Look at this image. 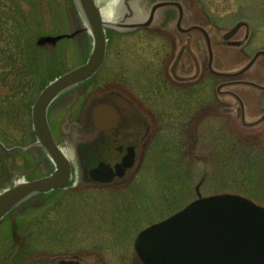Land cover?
<instances>
[{"label":"rangeland","instance_id":"1","mask_svg":"<svg viewBox=\"0 0 264 264\" xmlns=\"http://www.w3.org/2000/svg\"><path fill=\"white\" fill-rule=\"evenodd\" d=\"M190 1L205 12L204 21L211 16L219 25L217 70L237 71L256 50L264 49V0ZM240 19L249 21L235 36L242 43L224 44L223 33ZM85 26L76 0H0V141L7 146L37 138L32 120L37 96L58 76L88 60L93 36ZM78 29L81 32L56 44L39 43L43 36ZM108 36L107 59L80 98L107 95V87L124 88V112H139L138 120L146 122L141 124L156 119L155 135L149 141L147 134L141 138L145 155H138L115 185H79L74 180L68 188L36 194L11 210L0 220V264H57L76 254L83 264H131L138 232L195 198L231 192L264 205L263 120L245 123L263 114V90L246 83L222 87L241 101L217 93L220 83L232 80L263 85V55L234 77L213 75L204 66L205 74L199 76V70L198 83L184 88L185 95L173 90L169 97L163 91L166 76L160 75L167 63L165 49L156 52L166 44L131 31L111 30ZM186 63L188 72L192 65L188 59ZM68 100L66 94L50 107L58 134ZM38 156L9 154L0 147V192Z\"/></svg>","mask_w":264,"mask_h":264},{"label":"water","instance_id":"2","mask_svg":"<svg viewBox=\"0 0 264 264\" xmlns=\"http://www.w3.org/2000/svg\"><path fill=\"white\" fill-rule=\"evenodd\" d=\"M88 27L94 36V46L88 60L51 81L39 94L33 104L32 119L37 142L42 144L57 163V168L50 175L30 181L18 179L13 185L0 192V220L13 208L19 206L30 196L64 186L63 181L67 159L54 141L47 111L50 102L63 90L89 78L101 66L105 54L106 23L100 7L95 0H76ZM139 0H124L127 11L117 27L121 30L150 25L155 10L166 6L170 1L153 3L149 16L135 12ZM241 26L239 23L226 37L233 35ZM194 25L189 30H199ZM80 30V29H79ZM43 36L40 44L53 43L65 37H72L79 32ZM264 54L259 50L237 71L222 72L223 75L236 76L247 71ZM232 83H246L263 90V85L251 80H236ZM237 98L239 96L236 94ZM116 111L110 105L95 108L96 123L110 124L115 119ZM111 116V118H110ZM244 109L242 117L244 118ZM262 114L257 120L245 122L255 125L263 120ZM99 125V126H100ZM110 126V125H108ZM107 126V127H108ZM0 147L6 152L27 150L28 147H8L0 141ZM135 156L127 155L115 169L100 164L91 170V176L98 182H110L116 175L122 176L125 170L134 164ZM27 171L18 173L23 177ZM135 247L140 258L147 264H264V206L237 193H216L200 196L183 209L142 230L136 238Z\"/></svg>","mask_w":264,"mask_h":264},{"label":"flooded vegetation","instance_id":"3","mask_svg":"<svg viewBox=\"0 0 264 264\" xmlns=\"http://www.w3.org/2000/svg\"><path fill=\"white\" fill-rule=\"evenodd\" d=\"M140 3L134 9L135 12H140L144 16H149L152 10L153 3L156 1H170V3L163 7H158L155 10L153 22L150 25L139 26L131 30L120 31L112 26L106 27V48L101 66L105 63L109 54L110 44L108 40V31H114L118 34H125L132 32L137 34L138 37L157 38L166 46H159L156 52H162L164 50L163 63H166L165 72L160 75H165L166 88L163 89L164 93L171 95V92L179 91L180 94L185 95L184 88L192 87L198 83L197 74L193 73L196 70V65L199 64V76L204 75V66L213 75L223 77L221 74L223 71L217 70L214 67L215 60V44L218 42V36L215 32H218V24L214 17H208L207 21H204L203 15L205 12L200 10L198 3L193 5L190 0H139ZM198 1V0H197ZM123 12V9H119L117 14ZM121 16V15H120ZM243 19L238 20L237 22ZM236 22V23H237ZM236 23L232 24L233 27ZM194 24H198L201 29L189 30ZM247 25L246 22L243 26ZM240 27V28H241ZM239 28V29H240ZM228 29V30H229ZM239 29L230 37H226V32L223 33V42L227 45L241 44L242 41L235 38ZM81 32V31H79ZM78 32V33H79ZM205 44V49H204ZM93 47V43H92ZM168 48V49H167ZM92 50V49H91ZM257 51V50H256ZM166 53V54H165ZM206 54V56H205ZM190 61L192 65L190 71H186V60ZM101 68V67H100ZM197 71V70H196ZM98 72V71H97ZM95 74L86 80L77 83L61 92L57 97L53 99L48 108V120L49 125L55 140V143L61 148L65 154L64 149L70 151L71 157H68L66 163L65 175L63 181H66L64 186L54 189L56 192L64 188L71 186L73 179L78 177L79 181L76 184H96V185H115L118 180L127 175L128 171L132 168H127L123 176H115L109 183H100L92 178L91 170L103 164L115 169L116 165L121 163L123 158L127 155H135L137 160L138 155H145L144 151L140 152V144L143 142L141 138L147 134L145 139L151 138L155 135V126L157 121L153 119L150 125L141 124L146 123L143 120H138L139 112L133 114L125 113L124 103L120 101L124 100V88L112 89L107 87V95H88L83 101L82 96L85 89V84L93 80ZM263 77H264V54H263ZM264 80V79H263ZM228 82H222L217 87V93L220 95H230L229 89L223 90V86H228ZM264 85V81H263ZM183 87V88H180ZM162 91L161 89L158 90ZM67 94L70 97L66 105V113L63 120L59 124L58 134L55 131V127L52 125L50 118V107L52 104L62 96ZM185 99V98H183ZM65 100V99H64ZM82 101V102H81ZM179 104V103H178ZM100 105H110L116 111L115 119L111 120L110 126L107 124L100 125L96 123L94 118L95 108ZM169 105V102H168ZM172 107V105L170 106ZM153 114L152 110H149ZM263 115H264V87H263ZM152 116V117H153ZM111 118V116H110ZM185 123V121H181ZM154 124V125H153ZM100 125V126H99ZM108 126V127H107ZM140 128L143 131L140 134ZM264 128V117H263ZM171 129V128H170ZM169 129V133H170ZM264 134V131H263ZM37 139L30 141L23 146H29L27 150H13L9 154L16 152L30 155H40L33 162L32 166H29L22 171H28L25 178L31 180L34 178L49 175L56 168L57 164L49 156L50 154L44 148V146L38 142ZM149 141V139H148ZM13 146V145H12ZM141 153V154H140ZM67 155V153L65 154ZM264 155V154H263ZM135 160V163H136ZM37 171H41L40 176L32 177ZM17 173V172H16ZM50 191V192H52ZM48 193V192H47ZM135 246V239H134ZM135 249V248H134ZM82 258L76 254L70 257H63L58 260L57 264H83ZM56 264V263H55ZM131 264H146L138 256L137 251H134V259Z\"/></svg>","mask_w":264,"mask_h":264},{"label":"bare ground","instance_id":"4","mask_svg":"<svg viewBox=\"0 0 264 264\" xmlns=\"http://www.w3.org/2000/svg\"><path fill=\"white\" fill-rule=\"evenodd\" d=\"M120 1L121 0H96L95 1L97 6L100 7V11H101L103 20L105 21L106 24H109L111 26H117L118 25L120 15L117 13H118V10L120 7ZM93 38H94V36H93ZM92 43L94 46V40L92 41ZM64 151H65V154L67 153L66 156L71 157L69 150H67L65 148Z\"/></svg>","mask_w":264,"mask_h":264},{"label":"trees","instance_id":"5","mask_svg":"<svg viewBox=\"0 0 264 264\" xmlns=\"http://www.w3.org/2000/svg\"><path fill=\"white\" fill-rule=\"evenodd\" d=\"M30 44L32 45V41H31V39H30ZM12 58V57H11ZM14 61H16V60H14Z\"/></svg>","mask_w":264,"mask_h":264}]
</instances>
